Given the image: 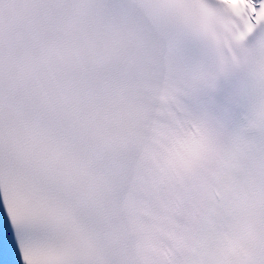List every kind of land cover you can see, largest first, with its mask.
<instances>
[{
  "label": "snow or ice",
  "instance_id": "1",
  "mask_svg": "<svg viewBox=\"0 0 264 264\" xmlns=\"http://www.w3.org/2000/svg\"><path fill=\"white\" fill-rule=\"evenodd\" d=\"M0 264H264V0H0Z\"/></svg>",
  "mask_w": 264,
  "mask_h": 264
}]
</instances>
